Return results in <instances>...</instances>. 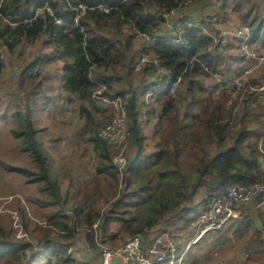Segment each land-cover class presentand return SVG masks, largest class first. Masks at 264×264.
<instances>
[{"label": "trees", "instance_id": "16d2710c", "mask_svg": "<svg viewBox=\"0 0 264 264\" xmlns=\"http://www.w3.org/2000/svg\"><path fill=\"white\" fill-rule=\"evenodd\" d=\"M229 2L231 0H223L218 6L213 0H0V47L5 46L7 53L13 54L23 41L33 44L44 37V45L56 51L43 60H62L61 87L80 101L78 111L84 114V120L78 136L84 138L87 134L84 139L92 144L95 176L107 177L111 180L107 181L110 188L118 190L106 214L91 207V197L86 193L63 198L50 170V158L37 137L39 130L31 119L32 111L26 105L25 114H17V128L12 133L20 140V150L27 154L32 166L6 167L25 175L28 183L36 184L38 191L49 197L46 205L58 209L48 215L46 226L50 229L38 238L36 246L19 243L0 228V264L73 263L63 243L83 233L87 246L96 250L94 224L100 226L97 228L102 232V242L117 239V234L107 230L111 222L118 225L122 238L135 234L147 236L171 226L181 229V225L198 219L208 210L211 201L232 185L264 183V130L249 131L245 115L239 123L234 122L233 107L240 93H236L235 99L225 95V91L216 96L213 89L205 85L206 79L213 80L208 70L222 78L229 66L222 68L223 49L213 44L200 28L187 30L186 46L168 40H159L152 46L151 54L171 70L173 79L183 76L175 96L164 92L152 97L161 106L154 127L156 150L152 154L145 151L139 122V116H143L140 110L143 93L128 87L125 108L134 158L127 162L122 184L118 183L117 168L105 142L93 131L91 108L86 103L97 89L90 78L93 69L103 73L108 70L117 73L120 69L129 75L134 70L136 48L140 45L135 43L136 33L164 35L163 12L177 8L184 11L180 13L183 17L203 26L213 13L218 18L226 17ZM99 4L109 5L112 10L105 14L92 8ZM45 5L50 7L52 15L42 10L34 17L35 10ZM79 5L87 8L75 21ZM205 6L209 13L198 16L199 9ZM241 18L249 30V43L264 47V16L244 14ZM57 19L62 21L60 25ZM39 61L29 64L20 73L21 80L32 84V91L41 90L44 79L39 71L33 76L27 75ZM139 74L149 79L148 86L152 89L154 83L147 74L144 71ZM110 78L100 79L107 89ZM127 86L131 87L130 80ZM256 93L242 95L243 104L248 101L247 96L255 98ZM105 94L113 98L122 96L124 91L110 93L107 90ZM176 97L185 101L180 116ZM50 99L51 96L45 98L46 104ZM236 124L238 129L235 130ZM95 191L100 189L95 187ZM196 195H200L201 200L194 204L192 198ZM193 211L195 214L190 216ZM54 231L57 237H51Z\"/></svg>", "mask_w": 264, "mask_h": 264}, {"label": "rangeland", "instance_id": "374dc122", "mask_svg": "<svg viewBox=\"0 0 264 264\" xmlns=\"http://www.w3.org/2000/svg\"><path fill=\"white\" fill-rule=\"evenodd\" d=\"M209 11L206 6L201 7L197 15L202 17ZM244 14H257L263 17L264 0H231L227 4L226 17H220L218 20L222 30H231V42L222 48L220 55L224 60L221 63L222 68L226 65L229 68H226L224 77H218L220 82L213 77V80L209 78L204 83L213 89L216 96L225 91V95L228 94L230 98H234L236 92L232 86H227L223 79L226 82L230 81L231 85L240 87L247 83L252 85L253 80L258 81L257 84H253L257 86V88L253 87V90H257L255 98L250 97L249 99L248 94L250 93H245L243 95H248L246 98L248 101L243 104L241 97L238 96L236 106L233 107V118L234 122L239 123L245 115L246 122L248 121V130L262 132L264 130V47L261 48L257 44L249 42L244 45L245 41L249 40V30L241 20ZM162 27H164L163 24H161ZM234 34L237 37H233ZM210 35L218 36L214 29H211ZM242 38L245 39L243 44ZM44 39L43 37L33 44L23 41L13 54H8L5 50L3 60L0 62V228L5 233L7 232L11 239L14 238L13 240H18L22 244L31 243L34 246H36L38 238L48 232V228L50 229L46 226V219L58 207L46 205L49 197L39 192L36 184L28 183L25 175L9 171L6 167L30 168L32 166L27 154L20 150V140L15 138L12 133V130L17 128V114L24 115L26 105H29L32 111L31 119L35 128L39 130L37 137L42 149L50 158V170L58 181L63 198L67 199L73 193L77 196L86 193L91 197V207L101 214H106L113 195L116 196L118 192V190H112L108 185L107 181H111L110 179L105 176H95V155L92 144L84 139L87 134L84 138L78 136L84 120V114L78 111L80 101L70 95H60L62 60L58 62L53 59L43 60L50 50L44 45ZM211 39L215 44L214 39ZM236 39L240 41L236 42ZM140 42L142 47L143 39L136 36V45ZM243 46L245 47L243 48ZM37 60H40L39 63L43 62L39 74L44 79L41 90L32 91V84H29L26 79L21 80L20 73ZM96 72L97 70H93L90 78L94 82L102 83L100 82L101 78L95 75ZM116 72L111 73L108 70L104 75L112 77V84L120 92L129 93L126 82L131 81V75L120 69ZM32 73L33 70H29L27 75L33 76L37 72ZM105 88L106 86L102 91L104 94L108 90ZM253 90L250 89L249 92ZM176 93L177 91L171 95L175 96ZM47 96L52 97L48 104L45 101ZM177 102L180 116L184 112L185 101L178 97ZM86 103L89 107L91 106L94 121L93 131L96 133L110 121L111 111L106 104L99 101L89 99ZM141 118H145V115ZM144 124L146 130V121ZM233 129H238V124ZM146 131L149 133L148 130ZM133 150L134 148L128 140L120 156L128 162ZM108 151L111 158L118 157V151L112 148H109ZM262 164L264 166L263 159ZM123 176L124 171L120 173L117 169L119 184H122ZM95 187H98L100 191L96 192ZM192 199V202L196 204L200 203L201 197L196 195ZM239 210L242 216L240 220L218 231L207 233L195 244H191L183 264H264V229L259 227V229L261 228L259 230L258 227L254 228L252 225L253 219L257 216H261V221H264V197L257 196L249 204L240 207ZM195 212H190V216ZM247 220L248 222H246ZM197 221L198 219H195L189 225H181V229L177 227L174 229V240L179 243L181 249L189 243L188 241L194 240ZM246 225L250 227L248 230H245ZM97 227L100 226L93 225V229L97 233V250L101 245L107 248H116L126 241V237L122 238L123 233L118 225L113 222L110 223L107 230L117 234L115 241L102 242V232ZM51 237H57L55 231L51 233ZM260 239H262V243H260ZM179 240L184 242H181L182 246H180ZM71 241L74 247L81 249L79 252H83L86 244L83 233L76 234ZM67 253L73 258V262L80 264L75 259L81 257L82 254L77 251L70 252V250H67Z\"/></svg>", "mask_w": 264, "mask_h": 264}, {"label": "built area", "instance_id": "2783aa9c", "mask_svg": "<svg viewBox=\"0 0 264 264\" xmlns=\"http://www.w3.org/2000/svg\"><path fill=\"white\" fill-rule=\"evenodd\" d=\"M213 1L219 6L223 0ZM86 8V6L79 5L78 15L75 21L80 15L84 14ZM92 8L100 10L105 14H108L112 10V7L106 4H99ZM42 10L52 15L50 7L45 5L42 9L35 10L34 17L40 15ZM161 20V24L164 25V27H162V29L165 30L164 35L136 33V36L142 38L144 42L141 53L135 63L134 71H144L154 83L152 89L142 94L143 104L140 110L143 115L150 111L151 99L154 95L164 92L174 94L183 79L182 75L173 79L171 70L167 68L159 58L151 54V49L155 42L159 40H168L173 44L186 46L187 43L184 38L187 30L190 28L202 29L206 35L214 39L215 45L221 48L226 47L230 44L229 42H231V30H222L219 26L218 16L214 13L207 19L208 24L203 26L183 17L177 8H172L169 11L163 12L161 14ZM61 22L60 19L56 20L58 25H60ZM211 29H214L215 33L218 34L217 37L210 35ZM232 36L237 37L235 34ZM244 40V38L241 39L242 44ZM246 42H249V40H246L244 45H246ZM244 47L245 46H243V48ZM5 50V46L0 47V62L3 60ZM41 67L42 62L33 69L32 74L38 72ZM208 72L220 82V80H218L219 76H216L210 70H208ZM223 82L226 83L227 86H232L236 93H240L241 98L245 93L257 92V90H253V87L257 88V86H252L249 83L243 84L244 86L240 87L231 85L230 81L226 82L224 79ZM95 84L97 85V89L91 94L90 99L106 104L111 111L110 121L96 132V136L105 142L108 150L112 148L118 151V157L115 159L112 158V162L118 171L122 173L127 166V162L120 155L124 151L125 145L129 140L127 112L125 108L129 93L124 92L122 96L111 98L102 93L105 87L104 84L98 82H95ZM250 89L253 91L249 92ZM257 196L264 197V183L232 185L227 192L215 197L211 201L208 210L199 216L196 224V236L194 240L188 241L189 243L184 245V248L181 249L174 240L175 238L173 237L172 231L175 226H171L167 229H161L151 237L141 234L128 236L124 244L116 248H107L101 245L98 250L100 258L99 264H183L185 255L191 244H195L207 233L218 231L240 220L242 216L240 215L239 208L249 204Z\"/></svg>", "mask_w": 264, "mask_h": 264}, {"label": "crops", "instance_id": "0c3cea01", "mask_svg": "<svg viewBox=\"0 0 264 264\" xmlns=\"http://www.w3.org/2000/svg\"><path fill=\"white\" fill-rule=\"evenodd\" d=\"M141 50H142V47H141V42H140V45L137 47V51H136V59H135L136 62H137V58L139 57V55L141 53ZM53 52H56V51L54 49L50 48V50L48 51L47 54L49 55V54H51ZM53 60H55L56 62H58L61 59L56 58V59H53ZM93 70H95V69H93ZM139 73L140 72H135L134 70H132L130 72V75H131L130 76V79H131V81H130L131 82V87L130 86H127V87L134 88L137 91V93H145L144 91L147 92V91H149L151 89V87L148 86L149 85V79H146L144 76L140 75ZM95 75H98L101 79H102L103 76L104 77H109L107 75L105 76L104 73L101 72V71L96 72ZM108 90L111 93H114L115 91H117V92L119 91L115 87V85L112 84V79L111 78H110V88ZM60 92H61L60 95H62V96L69 95L62 88H61V91ZM150 112H151V110L148 113L145 114V118H143V119L139 116V118H140L139 119V122H140L141 130H142V133L144 135L143 144H144V148H145V151L147 152V154H152L156 150V138L154 136V127L156 126V124L158 122V119L160 117V112H161V106H160V104L157 101H154V99H152V112L151 113ZM145 121H146V125H147L146 130H148L149 133H147V131L145 130V124H144ZM143 124H144V129H143ZM133 158H134V154L132 153L131 156H130V160L132 161ZM260 217L259 216L255 217L253 219V221H252V225H253L254 228H257L258 227V229H259V227H263V229H264V226H263L264 225L263 224L264 221H261V218ZM246 222H248V220ZM246 227H247V230H248V228H250L249 225H246ZM259 230H261V228ZM174 232H175V230L172 231V233H174ZM153 234H154V232L151 233V234H149V235H147V236L148 237L149 236L151 237ZM174 235H176V234H174ZM71 240H68V241H66V244H64V243L63 244L66 246L67 250H70V252L71 251L72 252L77 251L79 254H82L81 257L78 255L79 258L78 259H75V260H77V262H79L80 264H88V263H91V264H99L100 263V258H99V254L97 252L98 251L97 249H96L97 251L96 250H92V249H90L87 246V244H85L84 249L82 250L83 252H79L81 249H79L77 247H74L72 245V241ZM260 240L262 241V239H260ZM179 242L181 243L183 241H180L179 240ZM183 243H181L180 246H182ZM178 245H179V243H178ZM88 252H90V253H88ZM69 258L70 259H73L72 257H70V255H69ZM74 262L73 263H69V264H74ZM75 264H76V262H75Z\"/></svg>", "mask_w": 264, "mask_h": 264}]
</instances>
